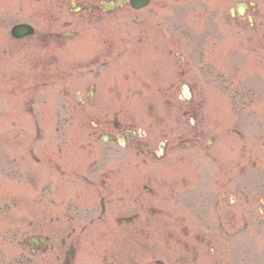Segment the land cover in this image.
I'll return each instance as SVG.
<instances>
[{
    "label": "rangeland",
    "instance_id": "rangeland-1",
    "mask_svg": "<svg viewBox=\"0 0 264 264\" xmlns=\"http://www.w3.org/2000/svg\"><path fill=\"white\" fill-rule=\"evenodd\" d=\"M235 1L152 0L142 10L89 13L68 3L60 9V0H0V264H65L75 240L80 244L68 264H103L108 250L117 253L122 246L128 253L138 247L142 262L168 260L172 192L182 196L184 182L196 190L200 181L217 191L230 177L218 169L221 163H255L238 182L264 204V73L231 20ZM19 22L33 24L40 35L13 41L10 30ZM64 31L75 36H58ZM220 71L229 82L217 77ZM91 85L94 103L78 105L76 93L89 100ZM185 85L203 103L194 117L206 129L200 148L183 142L198 128L190 122L195 108ZM237 89L252 91L250 117L235 105ZM236 119L246 136L238 143L230 136ZM95 122L142 129L146 154L135 142L121 147L93 138ZM166 141L170 145L158 157ZM101 198L106 212L99 221ZM150 207L158 225L122 238L117 217L142 208L146 225ZM250 229L235 264H264L256 259L257 252L264 257V223ZM36 232L49 236L51 247L32 256L23 243ZM225 249L224 243V261Z\"/></svg>",
    "mask_w": 264,
    "mask_h": 264
},
{
    "label": "flooded vegetation",
    "instance_id": "flooded-vegetation-1",
    "mask_svg": "<svg viewBox=\"0 0 264 264\" xmlns=\"http://www.w3.org/2000/svg\"><path fill=\"white\" fill-rule=\"evenodd\" d=\"M57 3L58 8H63L66 0H60V2ZM80 6L82 9L88 8L90 13L107 11V6L104 5L103 0H99L97 5L91 4L90 6H84L81 4ZM234 11L233 23L238 32H244L246 36L245 39L248 43L247 53L250 52L253 59H257L260 63L258 64V68L264 73V0H237L234 3ZM262 77L264 76L262 75ZM262 83L264 84V81ZM190 101L195 108V112L192 116L196 117L199 115L198 110L202 108L203 103L196 101L193 89ZM89 103H94V100ZM194 126L198 128L189 130L184 135L183 142H186L189 147L200 148L201 142L205 140H201L200 137H206V129L203 128L200 130V125L197 121H195ZM237 126L238 125L235 124L232 130L236 131L238 129ZM126 130V125L121 126L119 123H109L102 128L100 123L95 122L92 136L105 135L109 140L115 142L124 137L125 142L131 140V142H135L137 145L141 144L138 139H136L137 141L133 140L135 138L128 139ZM207 139H209V142H216L211 136L207 137ZM169 145L170 143H167V146ZM167 146L164 151H166ZM218 169L222 173L229 174L230 177L229 179L227 178L225 183H219L220 186L217 188V191L215 189L212 190V188H207L209 183L200 181L197 186V190L199 191L198 198L192 197V191H190L191 187L190 185L188 186L186 182H184L183 185V189L186 190V193L184 192L182 196H180V193L172 192L171 208L169 210L166 227L168 260L165 262L157 260L142 262L138 247H134V251L128 253L122 246L117 253H113L112 251L109 252L111 254L110 260H106L103 264L237 263L239 235L242 233L243 228L247 227L248 229L241 235L251 236L248 234V232L251 231V226L254 227L258 225V227H261L263 225L264 204L261 203V205H259L257 201L260 203L261 200L250 197L247 192L244 193L242 197H239L238 175L240 173H248L250 171L248 166L239 165V161L237 160L234 165L230 167L219 165ZM101 184H106L104 178L101 180ZM191 207L195 213H192ZM141 209L142 208H138L136 212H128L117 219L120 231L122 232V235H120L122 238L126 239L127 237H134L141 234L145 235L147 233V229H145L146 226L153 227L158 225V221L155 219L158 214H152L148 223L143 225L142 222L144 219H142L143 216L140 213ZM239 212H241V214ZM104 215L105 214L99 216L100 221ZM240 219L242 221L241 225ZM94 224L95 220L92 219L91 225ZM128 227L132 228L130 232L132 233L131 235L126 234ZM87 228L88 225L85 226V229ZM76 232L77 230L74 231V233ZM62 242L64 244L65 240H62ZM79 243V240H75L72 242V246L76 247ZM224 243L226 245L225 251H227L228 248L230 249L228 255L229 259L226 261H224V255H227L223 250ZM30 244L29 247L33 252H37L44 248L40 240L31 242ZM52 247L55 246L53 245ZM262 256L263 254L259 255L258 259L263 258Z\"/></svg>",
    "mask_w": 264,
    "mask_h": 264
},
{
    "label": "water",
    "instance_id": "water-1",
    "mask_svg": "<svg viewBox=\"0 0 264 264\" xmlns=\"http://www.w3.org/2000/svg\"><path fill=\"white\" fill-rule=\"evenodd\" d=\"M134 7L140 8L148 4L149 0H131ZM32 32V29L30 26H15L13 29V34L17 37L30 34Z\"/></svg>",
    "mask_w": 264,
    "mask_h": 264
}]
</instances>
